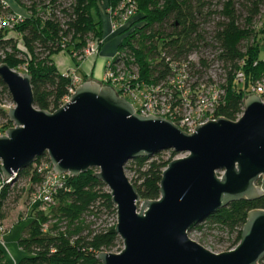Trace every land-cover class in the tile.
<instances>
[{"label":"trees","instance_id":"trees-1","mask_svg":"<svg viewBox=\"0 0 264 264\" xmlns=\"http://www.w3.org/2000/svg\"><path fill=\"white\" fill-rule=\"evenodd\" d=\"M11 1L23 8L27 16L15 31L0 32V54H3L0 55V64H8L18 72L30 75L35 106L54 113L70 95L72 80L60 72L53 57L65 52L79 68L89 44L103 40L102 0ZM68 1L67 6L65 2ZM120 2L109 0L108 4L114 7ZM136 2L138 12L132 26L137 30L119 33L122 39L118 53L127 50V63L138 65L140 80L151 84L165 81L173 75L171 64L188 62L194 54L200 57L198 64H191L193 72L203 80L217 61L222 64L227 81L223 85L225 96L216 109V117L238 121L244 113V100L248 97L235 82L234 74L239 63L246 61L245 72L250 81L264 76V28L258 31L256 26L264 12V0H219L220 9L215 8V0ZM19 41L23 43V49L19 47ZM210 51L216 53L213 59L205 56ZM119 61L117 56L114 63ZM22 67L25 70L22 71ZM87 80L83 78V82ZM7 101L12 102V97L0 79V126L3 122L13 126L4 108ZM1 129L2 133L6 132ZM163 154L138 158L126 166V171L136 175L131 182L143 201L161 198L164 171L178 153L172 151L168 160ZM43 161L51 162L48 156L39 158L18 174L20 179L30 181L32 196L44 182V173L40 171ZM97 172L93 169L77 177L66 174L63 186L53 195L56 209L43 213L37 206L33 208L29 216L31 223L19 241L20 249L28 257L18 264H102L98 260L101 253H111L118 246H121L118 253L122 252L124 243L115 232L116 224L94 229L95 225L90 221L104 215L117 217L110 190L94 176ZM12 186L11 182H6L1 187L0 225L8 218L7 209L14 192ZM254 210H264V196L253 201L231 203L195 225L191 231L209 228L235 234L232 244V249H235L242 240L248 213ZM36 211L37 214L34 213ZM53 219L56 223L50 226ZM63 223L67 227L62 230L59 226ZM46 224L48 229L44 231ZM5 257L0 247V264Z\"/></svg>","mask_w":264,"mask_h":264},{"label":"water","instance_id":"water-1","mask_svg":"<svg viewBox=\"0 0 264 264\" xmlns=\"http://www.w3.org/2000/svg\"><path fill=\"white\" fill-rule=\"evenodd\" d=\"M0 79L15 108V125L0 136L7 181L48 156L59 175L90 170L110 190L117 208L120 253L103 252L102 264H260L264 210L248 213L242 240L215 254L191 240V229L231 203L264 196V102L244 100L238 121L218 118L187 134L173 122L139 115L111 86L84 82L54 113L35 106L32 78L0 64ZM174 151L188 154L165 169L161 198L143 201L126 173L130 161ZM261 182V185L258 183Z\"/></svg>","mask_w":264,"mask_h":264},{"label":"built area","instance_id":"built-area-1","mask_svg":"<svg viewBox=\"0 0 264 264\" xmlns=\"http://www.w3.org/2000/svg\"><path fill=\"white\" fill-rule=\"evenodd\" d=\"M7 0H0V32L15 31L16 27L21 24L26 17L13 13ZM138 12L136 0H121L117 6H110L107 13L111 19L112 32L118 33L128 30L130 33L135 32L136 27L132 26L134 17ZM102 41H92L85 54L86 57H92L99 54ZM3 56V54H0ZM165 56V53H162ZM117 56L120 58L118 63H114ZM108 62L105 67L103 83L113 87L119 96L129 101L135 108L136 112L144 117L156 116L167 119L177 125L187 134H194L198 126H202L210 121H216V109L222 103L225 96L223 85L226 84V76L220 83L216 79L209 81H196L192 85H187L193 78L188 74L192 73V63L198 64L190 57L188 62L173 63L171 69L173 75L165 81L157 84L145 83L140 80V70L138 65L127 63V50L117 53L116 57ZM264 61V60H263ZM134 62V60H132ZM246 61L239 63V69L235 72V82L239 85H245L244 91L251 95H256L264 102V76L255 81H250L248 74L245 72ZM257 65V64H255ZM66 77L71 78L70 97L84 83L83 78L78 75L77 69L67 72ZM194 75V72H193ZM196 76V75H195ZM198 79V77L196 76ZM65 102V103H66ZM137 104V105H136ZM6 110H11L4 105ZM0 130V136H4ZM3 162L0 161V177L4 183H10L4 177L2 172ZM40 171L44 173V182L32 196V201H41L44 205L53 204V195L57 189L63 186L65 175H59L51 162L43 161ZM69 175V174H68ZM6 180V181H5ZM0 181V182H1ZM1 192V188H0ZM48 225L44 226V231ZM7 231L4 224L0 225V247L5 253L4 237ZM2 264H7L4 260ZM15 264H18L15 262Z\"/></svg>","mask_w":264,"mask_h":264},{"label":"rangeland","instance_id":"rangeland-1","mask_svg":"<svg viewBox=\"0 0 264 264\" xmlns=\"http://www.w3.org/2000/svg\"><path fill=\"white\" fill-rule=\"evenodd\" d=\"M218 2H219V0H215V2H214L216 5L215 6L216 9H220V5ZM69 3H70V1H68L67 3L65 2V4L67 6ZM26 16H27V13H26ZM214 21H215V23L217 22V20H214ZM256 26H257L258 31H260L262 28H264V12H263L261 20L258 22V24ZM212 28L213 27H210V29H212ZM119 33L120 32H118L117 34L112 36V38L109 39L108 42L105 41V39L103 38V44H104V42L111 43L109 45L112 46V51L115 52V54L118 52L117 51L118 42L121 41V39H122V37L119 36ZM13 35L15 36V34H13ZM18 45L21 49H23V43L22 42L19 41ZM215 54H216L215 52L210 51V52L205 53V56L210 58V59H213V55H215ZM199 57H200L199 54H194L191 56L193 61H198ZM23 70H25L24 67H22V71ZM21 74H25V73H21ZM188 74H190V76L193 79L190 80V82H187V85H192V83H196V81L199 80L196 78L195 74L193 75V69H192V73L189 72ZM224 74L225 73H224L222 64L216 61L214 63V65L212 66L211 70L209 71L208 76L207 77L205 76L203 78V80H199V81L200 82L201 81L207 82L210 79H216V82L220 83L225 78ZM87 81H90V80H87ZM87 81H85V82H87ZM101 85L107 86V84H103V83H101ZM244 86L245 85H240V88H244ZM6 104H7V107L10 109L15 108V104L13 103V100H12V102L7 101ZM7 111L9 112V110H7ZM13 127H15L14 124H13V126H10L7 122H3L2 125L0 126V129L3 128V130L6 131L3 134H6L7 131L9 129H12ZM1 131H2V129H1ZM163 153H164L163 157L166 160L171 158L172 151H166ZM187 156H188V154L181 153V154H178L176 156V159H182V158H185ZM126 173H127V176L129 177V179L131 181L136 179V175L134 172L127 170ZM16 179L17 180L15 182H11V184L13 185L12 187L14 189V192L11 196V199H10L9 205H8V209H7L8 218L3 223L4 227L6 228V231H7V233L4 237V241L6 243V245L4 247L5 256H6L5 261L7 264H15V262L19 263L23 259L28 257V254L20 249L19 241H20L21 237L23 236L24 231L26 230V228L31 223L30 222L31 219L29 218V216L31 215L33 208H35L37 206V208L40 212L46 213L45 211H49V210L54 211V209H56V207H57L55 203H53L50 206H47V205H44L43 203H41L40 201L33 202L31 200L32 195L30 193V188H31L30 181L27 179H20L19 177H17ZM2 186H3V181L0 182V188ZM37 211L34 213L37 214L38 213ZM90 221H92V223H94V225H95L94 229H103V228H107V227H110V226H113L114 224H116L117 223V217L104 215L100 219H90ZM55 223H56V220L53 219L50 226H52ZM59 227L61 229L62 228L66 229L67 224L63 223ZM189 237L191 240L200 244L201 246H203L207 250H209L215 254H222V253L229 252L230 250H233L232 244H233V241L235 240L236 235L235 234L230 235L227 231H224L222 229L204 228L201 231H198V230L191 231L189 233ZM120 248H121V246H118V248H116L111 253L117 254Z\"/></svg>","mask_w":264,"mask_h":264},{"label":"crops","instance_id":"crops-1","mask_svg":"<svg viewBox=\"0 0 264 264\" xmlns=\"http://www.w3.org/2000/svg\"><path fill=\"white\" fill-rule=\"evenodd\" d=\"M10 4L11 11L15 14L26 16V11L18 6L16 3L11 0H7ZM109 0H102L100 4V14L103 22V38L108 42L109 39L112 38L117 33L112 32L111 19L107 13V9L110 7L108 4ZM104 42L101 46L99 54L92 57L85 58L81 63L79 68H76L72 58L66 54L65 52H61L53 57L54 62L60 72L66 74L69 71L77 69L78 75L82 78H87L89 80H94L98 83H103V77L105 73V67L110 60L116 57L117 53L112 51V46ZM121 41L118 42L117 51L119 50V46ZM115 54V55H114Z\"/></svg>","mask_w":264,"mask_h":264}]
</instances>
